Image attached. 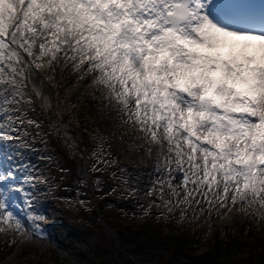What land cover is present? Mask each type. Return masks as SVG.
<instances>
[{
	"label": "snow or ice",
	"instance_id": "1",
	"mask_svg": "<svg viewBox=\"0 0 264 264\" xmlns=\"http://www.w3.org/2000/svg\"><path fill=\"white\" fill-rule=\"evenodd\" d=\"M213 3L0 0V146L27 145V127L36 125L27 89L37 71L71 65L77 83L92 76L89 88L143 141L130 150L156 149L147 197L156 195L168 213L179 208L181 219L198 197L210 206L246 205L264 219V19L233 24ZM32 92L51 107L42 89L32 84ZM108 140L100 134L94 152L105 167L114 163L104 159L112 155ZM18 171L0 163V233L39 236V181L25 167L19 182ZM126 175L122 188L135 198ZM155 203L141 205L145 216Z\"/></svg>",
	"mask_w": 264,
	"mask_h": 264
},
{
	"label": "rangeland",
	"instance_id": "2",
	"mask_svg": "<svg viewBox=\"0 0 264 264\" xmlns=\"http://www.w3.org/2000/svg\"><path fill=\"white\" fill-rule=\"evenodd\" d=\"M53 75L51 81L45 79ZM91 82L92 76H89L77 83L71 65L62 70L57 68L55 73L51 69L37 71L31 78L27 91L33 104L28 117L36 121V125L27 127V145L21 147L18 141L9 140L0 146V163L6 168L19 169L16 176L22 183L27 175L25 167L34 173L39 184L33 215H43L45 219L36 221L42 229L39 236H32L28 231L22 235L0 233V264H127L128 261L135 264L127 250L120 248L119 234L107 226L100 211L101 199L111 198L117 191H112L113 186L122 188V170H126L128 186L138 191L135 198L125 192L119 201L108 200L114 202L115 207L132 197L137 205H148L155 200L151 211L154 218L165 219L161 216L164 213L174 219L178 228L187 226L193 231L199 230L192 248L200 254L214 250L213 258L224 259L218 264H264V219L253 215L216 216L218 221L210 226L209 217H205L201 209L206 205L205 199H199V205L193 201L185 213L186 218L181 219L179 208L168 213L156 195L146 196L157 179L153 172L156 149L153 148L151 154L145 149L130 150V145L143 141L134 139L136 132L127 136L118 123V116L104 106L99 91L89 88ZM32 84L51 100L50 108L35 96ZM100 134L109 137L111 145L112 155L104 159L114 163L107 167L93 154ZM12 195L15 202L23 206L21 195L15 192ZM110 212L113 218L114 207ZM18 213L24 216L19 210ZM143 213L139 212L138 216ZM25 223L31 226L32 222L25 219ZM163 234L171 235L166 230ZM157 263L160 261H154Z\"/></svg>",
	"mask_w": 264,
	"mask_h": 264
},
{
	"label": "trees",
	"instance_id": "3",
	"mask_svg": "<svg viewBox=\"0 0 264 264\" xmlns=\"http://www.w3.org/2000/svg\"><path fill=\"white\" fill-rule=\"evenodd\" d=\"M82 131L89 134L87 130ZM113 189L117 191L111 194V198L101 199L103 203L100 209L101 215L107 226L119 234L120 248L127 250V253L135 259V264H154V261H160L159 264H195L197 262L198 264H218L219 261L224 260L213 258L211 254L214 250L200 254L192 248L197 237L196 233L199 231L197 228L194 231L187 226L178 228L173 218H154V212L147 216L143 213L139 217L138 214L143 212V208L133 202V197L125 199L115 207L114 202L108 200L114 198L119 201L126 191L117 185L113 186ZM111 207H114L113 218L109 216ZM164 230L171 235H164ZM127 264L134 263L128 261Z\"/></svg>",
	"mask_w": 264,
	"mask_h": 264
},
{
	"label": "bare ground",
	"instance_id": "4",
	"mask_svg": "<svg viewBox=\"0 0 264 264\" xmlns=\"http://www.w3.org/2000/svg\"><path fill=\"white\" fill-rule=\"evenodd\" d=\"M109 111L110 113H114L111 110V108H109ZM118 123L120 124L119 117H118ZM133 133L134 131H131V130L126 131L127 136ZM134 136L136 135L134 134ZM209 198H211V196ZM198 199H201V198L198 197ZM244 208H246L247 211H244L243 210ZM201 209L203 210L202 214L205 217H209L210 226H213L216 224V222L218 221L217 217L221 218V217H224L225 215H231L233 218L241 217L242 215L250 217L251 216L250 214L253 212V209L251 208V211H249L246 205H232L230 201L227 202L225 206H221L220 204H216L215 206H210L206 200V205L202 206ZM229 209L231 210L229 211ZM261 211L264 212V209H261Z\"/></svg>",
	"mask_w": 264,
	"mask_h": 264
}]
</instances>
